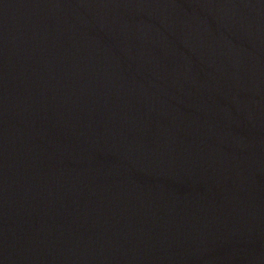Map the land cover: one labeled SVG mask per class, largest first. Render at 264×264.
<instances>
[{"label": "water", "instance_id": "1", "mask_svg": "<svg viewBox=\"0 0 264 264\" xmlns=\"http://www.w3.org/2000/svg\"><path fill=\"white\" fill-rule=\"evenodd\" d=\"M0 264H264V0H0Z\"/></svg>", "mask_w": 264, "mask_h": 264}]
</instances>
